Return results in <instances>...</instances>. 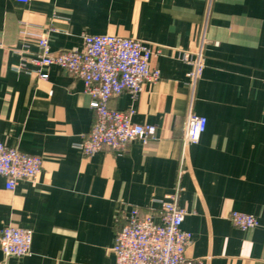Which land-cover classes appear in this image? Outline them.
I'll return each mask as SVG.
<instances>
[{
  "label": "crops",
  "instance_id": "0c3cea01",
  "mask_svg": "<svg viewBox=\"0 0 264 264\" xmlns=\"http://www.w3.org/2000/svg\"><path fill=\"white\" fill-rule=\"evenodd\" d=\"M45 35L53 53L83 49L84 35L153 46L160 80L136 99L113 98L110 108L134 110L135 123L157 128L155 139L85 156L77 145L96 119L91 97L59 67L39 78L33 60ZM202 43L206 67L192 92L182 54ZM190 107L208 125L186 171ZM0 141L44 159L35 182L7 190L0 176V233L33 231L31 254L4 264H116L125 210L159 209L182 171V228L193 236L186 258L264 264V0H0ZM233 212L254 215L259 226L236 227Z\"/></svg>",
  "mask_w": 264,
  "mask_h": 264
},
{
  "label": "built area",
  "instance_id": "2783aa9c",
  "mask_svg": "<svg viewBox=\"0 0 264 264\" xmlns=\"http://www.w3.org/2000/svg\"><path fill=\"white\" fill-rule=\"evenodd\" d=\"M27 4L32 0H17ZM81 50L53 53L48 37L40 36V52L33 60L39 78L48 79L44 70L56 66L82 80L91 97V108L96 119L88 136L77 145L85 156L109 149L126 152L133 142L148 144L155 139L157 128L133 121L134 110L122 112L110 108V101L127 92L134 99L143 91L145 83H155L161 72L151 67L156 54L153 46L140 40L115 35H84ZM182 59L191 65L189 84L192 92L206 67L204 43L194 54L184 52ZM19 71L26 70L20 66ZM207 118L189 108L182 137L183 162L189 171V148L198 144L206 132ZM41 156L30 155L0 141V176L6 180V189L14 190L20 181L35 182L43 168ZM182 171L175 192L160 202V208L143 211L138 207L125 210L124 224L117 230L112 252L116 264H206L204 260L186 258V250L193 243L190 232L182 225L187 211L179 205ZM232 223L248 230L259 226L254 215L242 212L231 214ZM33 231L6 226L0 233V249L4 264L9 258H22L31 254Z\"/></svg>",
  "mask_w": 264,
  "mask_h": 264
}]
</instances>
